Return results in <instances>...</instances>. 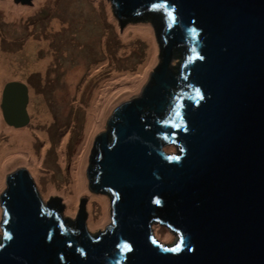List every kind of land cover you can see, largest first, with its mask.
Here are the masks:
<instances>
[{
    "label": "water",
    "instance_id": "obj_1",
    "mask_svg": "<svg viewBox=\"0 0 264 264\" xmlns=\"http://www.w3.org/2000/svg\"><path fill=\"white\" fill-rule=\"evenodd\" d=\"M113 5L121 18L149 8L167 18L160 64L141 94L115 109L112 139L97 136L89 159V188L113 197L112 225L91 236L80 201L70 230L16 169L0 196V264H264V0ZM178 48L185 60L175 77ZM27 105L24 84L4 85L5 124L26 126ZM167 145L177 152H163ZM152 222L177 242L155 240Z\"/></svg>",
    "mask_w": 264,
    "mask_h": 264
},
{
    "label": "rangeland",
    "instance_id": "obj_2",
    "mask_svg": "<svg viewBox=\"0 0 264 264\" xmlns=\"http://www.w3.org/2000/svg\"><path fill=\"white\" fill-rule=\"evenodd\" d=\"M3 1V0H1ZM11 5L20 7H33L35 0L28 3L21 0H10ZM112 21L108 19L106 9ZM31 13L11 19L5 15L4 8L0 6V53L5 57H11L24 67L22 75L14 78L23 79L35 88V92H29L27 113L29 123L21 128H14L5 124L0 111V121L4 130H0V145L6 144L11 136L10 131H22L28 129L31 132V150L36 156L42 154L39 165L40 174L36 179L27 165L23 163H10L1 178L0 196L5 190V177L19 168L28 171L36 186L38 197L43 205L56 203L57 214L70 230H76V217L80 201L84 202L85 228L95 237L100 232L112 225L111 204L113 197L108 193L94 191L89 188L87 169L89 159L93 156L94 142L97 136L107 132L111 140V128L107 124L113 112L121 104L138 97L143 88L147 86L151 74L160 64V47L162 44L161 32L166 24V14L161 9L144 10L140 13L121 18L114 9L113 0H44L35 6ZM29 13V14H28ZM57 24L54 28L51 24ZM57 26V27H58ZM142 27L149 30L152 41L156 45L155 62L147 69V76L136 89H126L116 94L107 107L100 128L85 141L84 124L86 120V108L91 100L95 87L107 80L113 70H136L145 58L146 49L149 47L147 39L134 38L126 45L128 49L121 51L123 43L120 40V32L126 27ZM34 54H31V53ZM19 55V56H18ZM20 59H15V58ZM105 61L98 69L91 73V67L98 62ZM185 60L184 51L178 48L173 51L170 71L175 77ZM40 61L41 64L31 65ZM31 66H28V65ZM42 67H45L43 70ZM13 76V75H11ZM10 75L0 81V93L4 84L9 83ZM118 83V82H117ZM126 85V84H125ZM122 85L119 84V89ZM117 89L112 90L115 92ZM178 91V89H175ZM1 98V95H0ZM103 98V96H102ZM102 102V101H101ZM100 104V103H99ZM42 106V107H41ZM46 112V122L40 119L41 110ZM46 134L48 144L44 147V140L39 137L38 131ZM63 140V141H62ZM63 142L64 163L58 165V147ZM87 145L86 165L83 175L87 180V193H83L72 215L66 213V202L58 194L44 196L45 186L48 181L53 182L57 189L65 186L69 168L75 152ZM44 148L43 153H41ZM97 152V151H96ZM166 154L177 152V148L167 145L163 148ZM108 201L109 214L106 222L92 230L89 228L88 202L89 196ZM92 214L98 217L99 208L92 204ZM2 222V208L0 205V223ZM152 235L159 243L173 246L178 236L167 226L158 222L151 223ZM168 235L169 240L164 239ZM3 231L0 224V243Z\"/></svg>",
    "mask_w": 264,
    "mask_h": 264
},
{
    "label": "bare ground",
    "instance_id": "obj_3",
    "mask_svg": "<svg viewBox=\"0 0 264 264\" xmlns=\"http://www.w3.org/2000/svg\"><path fill=\"white\" fill-rule=\"evenodd\" d=\"M44 0H35L33 8L38 6ZM0 6L5 10V15L11 19H16L21 15H26L27 12L31 13L32 10L28 7H20L11 5L10 0H0ZM109 7L106 9L107 17L112 21V17L109 12ZM28 13V14H29ZM54 28H59L57 24H51ZM58 26V27H57ZM147 39L149 47L146 49V54L143 62L136 67V70H127V71H116L113 70L111 75L107 80H104L100 83L98 87H95L93 90L91 100L87 104L86 108V120L84 124V138L85 141L88 140L99 128L102 123V119L105 116L107 111V107L110 104L112 98L120 93V91L126 89H136L143 79L147 76V69L152 66L155 62L156 58V45L155 42L152 41V36L148 29L142 27H126L122 32H120V40L123 43L122 50L128 49L126 45L130 43V41L134 38ZM31 53V52H30ZM6 56V55H5ZM4 54L0 53V81L4 77H8L9 75H15V72L21 73V69L15 70L18 67V63L15 60H11V57H5ZM106 60L98 62L97 65L91 67V73L98 69L101 64H105ZM32 65V64H31ZM30 65V66H31ZM118 82V83H117ZM119 84L122 86L119 87ZM126 84V85H125ZM117 89L115 92L112 90ZM103 96V98H102ZM102 101V102H101ZM100 103V104H99ZM42 107V106H41ZM46 112L43 108L41 110L40 119H43L46 122ZM4 130L2 126V122L0 121V130ZM11 136L9 137L8 142L6 144L0 145V189H1V178L3 177V173L6 171V168L10 163L18 162L27 165L30 169L31 174L38 179L40 169L39 165L41 162L42 154L36 156L31 150V132L28 129H24L22 131H10ZM38 135L42 138L44 142V147L47 146L48 140L46 134L42 130L38 131ZM63 141V140H62ZM63 142L59 144L58 147V165L61 168V165L64 163V155H63ZM86 149L87 145L83 146L80 150L82 152H75L74 157L72 159L68 179L65 186H62L60 189H57L53 182L48 181L45 190L44 196L49 194H58L63 197V200L66 202V213L72 215V213L76 209V205L78 203L79 197L83 193H87V180L83 175L84 164L86 165ZM44 148L41 153H43ZM92 204H96L99 208L98 217L94 218L92 214ZM88 226L90 229L94 230L100 226H102L109 214V205L108 201L105 199H100L99 197H95L93 194L89 196L88 202ZM164 239L169 240L170 237L166 235Z\"/></svg>",
    "mask_w": 264,
    "mask_h": 264
},
{
    "label": "crops",
    "instance_id": "obj_4",
    "mask_svg": "<svg viewBox=\"0 0 264 264\" xmlns=\"http://www.w3.org/2000/svg\"><path fill=\"white\" fill-rule=\"evenodd\" d=\"M31 54H34V53H31ZM19 56V55H18ZM15 59H20V58H15ZM20 61L18 62V67H16L15 68V70H18V69H21V71H22V69L23 68H25L24 67V64L23 65H20ZM36 63L37 64H41L42 66H45L44 65V63L42 62V63H40V61H38V62H34L33 61V63H32V65H36ZM28 66H30V64L28 65ZM43 68V70L45 69V67H42ZM22 75V72L21 73H17V72H15V75H13V76H10V82H19V83H22V84H24L26 87H27V90H28V100H29V92L30 91H32L33 93L35 92V88L34 87H32V85H30V83H26L25 81H23V79H18V78H14V77H17V76H21ZM5 85V84H4ZM4 87V86H3ZM3 87H2V89H3ZM2 89H1V92H2ZM0 95H1V93H0Z\"/></svg>",
    "mask_w": 264,
    "mask_h": 264
},
{
    "label": "flooded vegetation",
    "instance_id": "obj_5",
    "mask_svg": "<svg viewBox=\"0 0 264 264\" xmlns=\"http://www.w3.org/2000/svg\"><path fill=\"white\" fill-rule=\"evenodd\" d=\"M92 154H93V157H95V159L97 158L96 157V155H97V152H96V150H93V152H92ZM94 159V158H93ZM56 212V211H55ZM56 213H58V212H56ZM59 216V215H58Z\"/></svg>",
    "mask_w": 264,
    "mask_h": 264
},
{
    "label": "snow or ice",
    "instance_id": "obj_6",
    "mask_svg": "<svg viewBox=\"0 0 264 264\" xmlns=\"http://www.w3.org/2000/svg\"><path fill=\"white\" fill-rule=\"evenodd\" d=\"M168 15H169V17H171V16H172V13H171V12H169V13H168Z\"/></svg>",
    "mask_w": 264,
    "mask_h": 264
},
{
    "label": "trees",
    "instance_id": "obj_7",
    "mask_svg": "<svg viewBox=\"0 0 264 264\" xmlns=\"http://www.w3.org/2000/svg\"><path fill=\"white\" fill-rule=\"evenodd\" d=\"M150 9H152V8H149V9H147V10H150ZM158 10H159V9H158ZM140 12H142V11L139 10V12H137V13H140Z\"/></svg>",
    "mask_w": 264,
    "mask_h": 264
}]
</instances>
